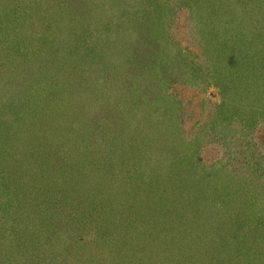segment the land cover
<instances>
[{"label":"rangeland","instance_id":"374dc122","mask_svg":"<svg viewBox=\"0 0 264 264\" xmlns=\"http://www.w3.org/2000/svg\"><path fill=\"white\" fill-rule=\"evenodd\" d=\"M0 23V264H264V0H0ZM26 121L62 171L42 194Z\"/></svg>","mask_w":264,"mask_h":264},{"label":"trees","instance_id":"16d2710c","mask_svg":"<svg viewBox=\"0 0 264 264\" xmlns=\"http://www.w3.org/2000/svg\"><path fill=\"white\" fill-rule=\"evenodd\" d=\"M23 16L22 17L19 16V18H17V20H22ZM2 21H3V25L5 24V27L9 26L8 22H7L8 20L5 21L4 17H3ZM6 28L10 32H14V30L17 29V25H15V26L12 25V27L10 26V27H6ZM2 31H6V30L3 29ZM14 107H15V105H14ZM29 121H31V120H29ZM29 121H26L24 123V126L29 125L31 127V129L34 133L33 138H35V140L32 139V142H30L29 140H28L29 142H24L25 141L24 138L18 137L17 136L18 132L16 131L13 134H11L10 136H8L9 137L8 142H11V137L17 136L15 138V140H18L27 149L26 154H25L26 156H24L23 159H21V160H19V162H17V172L19 173V172L23 171L24 172V174H23L24 178H28V181H23V182H27L29 184V185H26L25 187L34 188L37 190L38 194H42L41 192L44 191L45 187H48V186L53 187L56 184L57 180L59 179V175H61L62 171L60 170L61 168H57V165H55L53 163L54 162L53 159L55 157V153H56L55 151L56 150L54 147H52V145L54 144L55 140L48 139V136L46 135V133H45V136L43 137L42 135L44 133L43 134L39 133L38 132L39 130L38 129L36 130L34 128L33 123H30ZM39 121L40 120L38 119V122ZM24 137L27 138L26 135ZM28 144H30V145L28 147H26ZM51 149H53L55 151H52ZM36 153H38V154H36ZM30 156H32L34 158L29 163H27ZM254 192H255V190H252V192L248 193L247 196H248L249 201L256 203V201L259 200V198L262 199V196H261L262 194L261 193H259V194L255 193L256 194L255 195ZM217 200H218V202L220 201L219 199H217ZM223 202H224V200H223ZM217 205L218 204L216 203V206H215L216 209H217ZM45 206L39 204L38 205L39 211L41 210V212L44 214L50 213V209L48 207H45ZM139 217L141 218V215ZM211 218H214V217L211 216L209 218V220L206 221V223L209 222L210 224H212L211 227L214 228V226L217 225V223H216V220L214 221V219H211ZM114 223H116L115 225H117V222H114ZM134 223L137 224L136 221H134ZM106 228H107V226L105 227V229ZM137 228H141V227H139L137 225ZM238 228H240V227L238 226ZM142 230H144V228H142ZM104 232L105 231H103L102 233H104ZM139 233L144 235V231L139 232ZM139 237H142V236L140 235ZM154 249H155V247H153L152 251H154ZM145 250H146V248H143V250H142V249H140V247H138L137 249H135V252H133V254H135V257L140 259V255Z\"/></svg>","mask_w":264,"mask_h":264}]
</instances>
